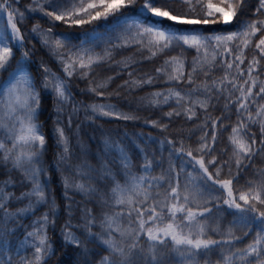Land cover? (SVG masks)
<instances>
[{
    "label": "snow or ice",
    "instance_id": "snow-or-ice-1",
    "mask_svg": "<svg viewBox=\"0 0 264 264\" xmlns=\"http://www.w3.org/2000/svg\"><path fill=\"white\" fill-rule=\"evenodd\" d=\"M0 20V264H264V0H0Z\"/></svg>",
    "mask_w": 264,
    "mask_h": 264
},
{
    "label": "trees",
    "instance_id": "trees-1",
    "mask_svg": "<svg viewBox=\"0 0 264 264\" xmlns=\"http://www.w3.org/2000/svg\"><path fill=\"white\" fill-rule=\"evenodd\" d=\"M23 3L24 4H27L29 3V0H23ZM40 19L38 16L36 17H33L31 19H29L27 22H26V28H31L32 25L34 23H36V21ZM41 25L43 27H48L49 25L47 24L46 21H43L41 20ZM3 25V21L0 20V27H2ZM31 43H34L36 44V47L39 48V43L36 41V40H33L31 41ZM39 54V53H38ZM128 53H124V55H127ZM251 55V53H249V56ZM52 67L54 69H56V65L53 64ZM9 71H11V69H9ZM8 77V72H3V73H0V80H3V79H7ZM120 81H117L116 83H119ZM76 83L79 85L80 88H84L85 87V83L83 82H80V81H76ZM113 87H115V85H113ZM111 90V89H110ZM136 95H142V93H138ZM76 99L77 100H86L87 102H92V98L91 97H85V96H80L79 94H77L76 96ZM97 102H102V101H97ZM112 103H118V101H115L113 100ZM45 108H46V111L44 113V115L41 117V122H44L45 121V118L49 115V113H51L52 111V108H51V100H48L46 101L45 103ZM125 110H127V108L125 107ZM67 111V110H66ZM142 115H147V113H141ZM218 114V113H217ZM83 113L81 112L80 114V120H83ZM65 119H66V116H65ZM79 123V120H74L73 121V127H75V125ZM98 124H103L105 128H111V127H120L121 129H127L128 131H144V132H150L152 131L151 128H143L141 129L140 125L139 124H124L123 122L117 124L116 122H107V121H104V120H99L97 121ZM51 128V121H47V124H46V127L44 129L45 133H47ZM155 134V133H154ZM83 139L87 140V137L86 136H83ZM72 144H73V147L75 148V138H73V141H72ZM57 151H60V149H56L54 147H49V150L45 153L43 159L45 161V163L47 165H50L52 162H53V159H54V156H53V153L54 152H57ZM254 167H264V161H261L260 159H257L255 161V164H254ZM59 183V180H58V176L55 172L52 173V187L53 188H57V185ZM57 197L59 199V189L57 188ZM77 200H80L81 197L80 196H76L75 197ZM62 203V202H61ZM228 219L230 220L231 217H228ZM28 221H25V223H27ZM60 223H63V220L60 221ZM49 234L51 235V230H49ZM244 243H247V241H245ZM242 246V245H241ZM61 256V251L58 249L57 250V253H56V256H54L52 258V260L49 262V264H57V261L59 259V257ZM218 257L213 254L211 259L213 261H215Z\"/></svg>",
    "mask_w": 264,
    "mask_h": 264
}]
</instances>
